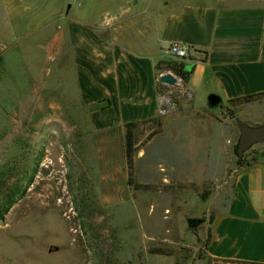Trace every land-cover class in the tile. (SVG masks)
<instances>
[{
	"label": "rangeland",
	"instance_id": "1",
	"mask_svg": "<svg viewBox=\"0 0 264 264\" xmlns=\"http://www.w3.org/2000/svg\"><path fill=\"white\" fill-rule=\"evenodd\" d=\"M5 49L0 50V173L13 167V176L3 180L17 183L22 195L0 220V264H196L210 210L228 196L242 166L234 152L240 136L236 119L264 124V96L212 107L203 98L191 103L185 98L158 123H141L134 129L129 178L125 128L94 130L92 108L76 100L71 80L58 86L59 80L45 78L36 87L39 55L26 64L15 56L4 64ZM196 110H211L229 122L234 139L226 124L219 123L211 139L197 119L179 117ZM162 119L180 128V145L171 146L166 131L159 135ZM170 158L176 167L168 165ZM242 158L243 165L263 159L264 142L254 143ZM205 175L215 181L203 180ZM192 217L203 219L194 229L187 223Z\"/></svg>",
	"mask_w": 264,
	"mask_h": 264
},
{
	"label": "crops",
	"instance_id": "2",
	"mask_svg": "<svg viewBox=\"0 0 264 264\" xmlns=\"http://www.w3.org/2000/svg\"><path fill=\"white\" fill-rule=\"evenodd\" d=\"M0 40L4 64L39 55L36 87L45 78L58 86L71 80L76 100L94 105L89 119L96 131L158 119L155 68L171 42L191 48L180 58L191 68L189 103L199 97L212 107L215 96L219 106L264 92V4L248 0H0ZM187 115L211 139L219 123L235 137L211 110L179 117ZM160 126L171 146L182 143L178 126L167 119ZM210 213L209 228L199 234L206 245L194 263L264 264V158L236 169L228 196Z\"/></svg>",
	"mask_w": 264,
	"mask_h": 264
},
{
	"label": "trees",
	"instance_id": "3",
	"mask_svg": "<svg viewBox=\"0 0 264 264\" xmlns=\"http://www.w3.org/2000/svg\"><path fill=\"white\" fill-rule=\"evenodd\" d=\"M156 67L158 68H169L175 71L176 73L180 74L183 79L186 81L190 75L191 68L188 67L183 59H177V58H171L166 57L160 59ZM260 96H264V92L258 93V94H248L245 96L237 97L230 99V102H252L259 98ZM94 105H91V108H93ZM158 119H147L142 121H131L125 123V135H124V155L127 163V167L129 169V178L132 176V167H133V154L136 150V138L134 136V129L137 128L141 123L145 122H156L158 123ZM155 131L152 130L148 133L146 139H150L152 135H154ZM238 142L234 145V152L237 155V164L243 165V158L242 156H238ZM14 174L13 167H7L4 169V172L0 173V220L3 219L5 213L8 211V209L18 200V198L22 195V191L19 189V186L17 183L13 182L12 184H6L3 180L4 178L12 177ZM140 187V185H136ZM141 187H145V185H141ZM206 197V192L202 194V198ZM202 219V218H201ZM203 220V219H202ZM192 228V227H191ZM194 229V227L192 228ZM206 245V242H205ZM154 252L158 253H165V250L162 249H155Z\"/></svg>",
	"mask_w": 264,
	"mask_h": 264
},
{
	"label": "built area",
	"instance_id": "4",
	"mask_svg": "<svg viewBox=\"0 0 264 264\" xmlns=\"http://www.w3.org/2000/svg\"><path fill=\"white\" fill-rule=\"evenodd\" d=\"M5 44L0 43V50L5 49ZM191 48L179 42H171L161 48L165 57L186 58L189 56ZM165 74H170L175 78L173 83H167L161 78ZM157 82V113L158 116H167L178 109L179 104L191 96L189 89L185 85L183 77L169 68H159L156 72Z\"/></svg>",
	"mask_w": 264,
	"mask_h": 264
},
{
	"label": "water",
	"instance_id": "5",
	"mask_svg": "<svg viewBox=\"0 0 264 264\" xmlns=\"http://www.w3.org/2000/svg\"><path fill=\"white\" fill-rule=\"evenodd\" d=\"M167 83H173L175 78L170 74H165L161 78ZM219 97L211 96L209 98V104L211 106L218 104L220 102ZM238 125L240 136L238 140V156H242L243 152L251 147L254 143L264 142V124L251 125L239 118L236 119ZM203 220L198 217L188 218L187 223L190 227L198 226Z\"/></svg>",
	"mask_w": 264,
	"mask_h": 264
},
{
	"label": "flooded vegetation",
	"instance_id": "6",
	"mask_svg": "<svg viewBox=\"0 0 264 264\" xmlns=\"http://www.w3.org/2000/svg\"><path fill=\"white\" fill-rule=\"evenodd\" d=\"M251 125H253V124H251Z\"/></svg>",
	"mask_w": 264,
	"mask_h": 264
}]
</instances>
